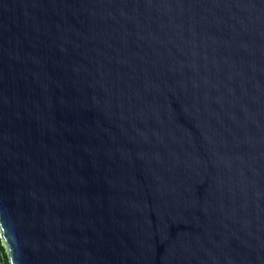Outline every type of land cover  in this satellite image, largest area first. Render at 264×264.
<instances>
[{"label":"water","instance_id":"1","mask_svg":"<svg viewBox=\"0 0 264 264\" xmlns=\"http://www.w3.org/2000/svg\"><path fill=\"white\" fill-rule=\"evenodd\" d=\"M11 264H264V0H0Z\"/></svg>","mask_w":264,"mask_h":264},{"label":"trees","instance_id":"2","mask_svg":"<svg viewBox=\"0 0 264 264\" xmlns=\"http://www.w3.org/2000/svg\"><path fill=\"white\" fill-rule=\"evenodd\" d=\"M0 264H11L6 249L3 246L1 237H0Z\"/></svg>","mask_w":264,"mask_h":264}]
</instances>
